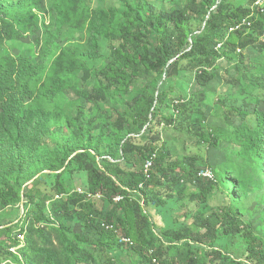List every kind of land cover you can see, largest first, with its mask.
I'll list each match as a JSON object with an SVG mask.
<instances>
[{"label":"trees","instance_id":"obj_1","mask_svg":"<svg viewBox=\"0 0 264 264\" xmlns=\"http://www.w3.org/2000/svg\"><path fill=\"white\" fill-rule=\"evenodd\" d=\"M123 1L126 12L121 14L113 10L114 19L106 25L120 42L115 62L100 74L99 82L106 95L96 93L89 97L92 106L118 97L125 108L122 116L117 113L123 119L117 120L119 130L130 129V139L124 140L121 148V160L113 162L106 157L100 158L105 165H116L115 175L101 168L97 158L90 154V148H82L79 140L65 141L62 157L48 168V172L41 173L27 191L21 192L19 178L28 173L27 166L40 162L37 152L47 138V125L52 123L43 104L52 105L67 86L62 80L41 76L38 68L25 57L1 56L0 208L7 209L21 199L23 217L40 223L47 221L43 199L53 191L68 195L67 201L50 203L52 215L61 223L69 217L83 218L73 244L89 246L99 253L100 264H114L117 252L113 246L117 244L121 252L137 253L143 264H176V260L167 258L163 249L147 240L142 223L148 213L152 216L153 228L161 230L162 240L209 250L210 260L190 249L188 264H264V239L229 202L218 198L220 185L213 177L203 174L200 168L205 163L203 159L197 155L174 158L165 142L160 144L151 138L153 129L150 127L156 104L162 105L166 99V94L158 92V88L169 68L193 71L196 82L207 87L215 79L212 71L219 60L242 64V51L251 46L264 53V12L250 19V27L229 33L230 28L252 14L251 6L257 0H246L247 5L243 0L237 3L234 0H188L184 9L173 11H159L146 1L134 9L128 0ZM34 9V5L30 6V13ZM97 12L109 13L107 10ZM194 22L199 23L196 32L191 30ZM4 31L0 26V41L2 34L6 35ZM152 75L162 77V81L158 84ZM141 80L147 83L144 93L135 96ZM188 105L179 102L173 105L177 116L173 115L168 123H174L178 132L198 139L199 144H210L212 136L200 121L192 115H184ZM91 111L96 114L97 109L92 107ZM239 114L248 116L247 113ZM96 121L93 116L87 122L86 116L79 112L64 128L77 130L81 139L89 138L92 131L88 129ZM257 123L250 133L242 134L245 148L253 150L256 158L263 156L264 151V113H258ZM100 128L97 124L93 130ZM103 142L99 138L91 150L99 155L97 147ZM148 162L152 165L146 171ZM72 171L86 175L87 194L70 193L61 183ZM98 195L110 205L105 214L94 208L93 200ZM117 198L121 200L116 201ZM137 200L144 204L142 211ZM183 200L185 206L193 202L204 204L209 213L187 211L184 220L191 219V222L176 227L178 221L172 220L171 203ZM138 216L142 218L141 224ZM160 224L162 229L158 227ZM23 231L24 227L16 230L0 225V260L12 256L7 249L17 246V236ZM117 237L120 240L115 242ZM124 238L131 239L133 244L122 242ZM75 262L96 264V258L94 254H87Z\"/></svg>","mask_w":264,"mask_h":264},{"label":"rangeland","instance_id":"obj_2","mask_svg":"<svg viewBox=\"0 0 264 264\" xmlns=\"http://www.w3.org/2000/svg\"><path fill=\"white\" fill-rule=\"evenodd\" d=\"M128 1L134 9H138V5L146 1L159 11L182 10L188 5V0ZM239 1L241 0H234L235 3ZM243 4L247 5L248 2L243 0ZM32 5L35 9L30 13ZM115 9L121 14L127 10L123 0H0V26L6 33L2 34L3 39L0 41V58L5 55L25 57L38 68L41 76L62 80L67 86L52 105L43 104L42 108L50 115L52 123L47 125V138L37 152L40 162L27 166L28 173L19 178L22 193L62 157V145L65 141L79 140L82 148H90V154L97 158L101 168L111 176L115 175L116 165H105L100 158L106 157L113 162L121 160L123 142L130 139V129L126 127L121 132L117 125L118 119L123 120L121 116L125 113V108L118 97L111 98L108 103L95 106L89 104L91 95H106L99 82L100 74L115 62V52L120 45L106 28L114 19ZM100 10H107L109 13L97 12ZM198 24L194 22L191 30L196 32ZM242 52V64L219 60L217 68L212 71L215 79L207 87L196 82L193 71L177 67L169 68L163 81L162 77L152 75L158 84L162 81L158 92L166 94V99L162 105L156 104L150 125L153 129L151 138L158 140L160 144L165 142L171 148L174 158L185 155L201 157L206 163L200 166L202 172L208 173L220 185L218 198L229 202L245 222L252 226L254 232L264 239V151L263 156L256 158L253 150L248 151L242 141V134L250 133V129L258 125V113H264V53H260L254 46ZM146 84L144 80L138 82L135 96L144 93ZM130 99L131 97H127V100ZM178 102L192 104L187 106L188 111L184 115H192L200 121L212 136L210 144H199L198 139L178 132L174 123H168L173 115L177 116L173 105ZM92 107L97 109L96 114L92 113ZM79 112L86 116L87 122L93 116L97 118L93 127L88 129L92 131L89 138L81 139L77 130L64 128L66 122L71 121ZM239 113H247L248 116L243 117ZM97 124L101 126L100 130H93ZM83 135L86 137V133ZM99 138L104 142L97 147V155L91 149ZM69 175L61 183L69 188L70 193L78 190L85 192L86 175L77 171H72ZM229 192L231 195L228 196ZM63 195L53 191L43 199L47 221L40 223L23 217L24 205L21 199L7 209L0 208L1 226H11L16 230L24 227L22 243L9 246L7 251L10 248L15 251H9L12 256L0 260V264H76L77 259H82L87 254H94L96 264H100L99 253L89 246L73 244L75 234L82 228L83 218L69 217L61 223L53 217L51 204L56 200L67 201L68 195ZM93 202L94 208L103 214L110 209L109 203L102 196L95 197ZM137 203L142 211L143 202L137 200ZM171 204V211H174L171 213L172 220L178 221L176 227L191 222V219L184 220L187 211L209 213V208L204 204L198 205L197 202L190 203L189 206H185V200ZM138 219L141 224V216ZM142 225L146 230L147 240L156 248L163 249L169 256L167 258L176 260V264H188L190 249L204 259H211L209 250L204 247L192 245V248H188L162 240L161 230L153 228L149 213ZM162 226L160 224L158 227L162 229ZM118 239L120 240L117 237L115 242ZM113 247L114 252H117L114 264H143L137 253L121 252L118 244Z\"/></svg>","mask_w":264,"mask_h":264},{"label":"built area","instance_id":"obj_3","mask_svg":"<svg viewBox=\"0 0 264 264\" xmlns=\"http://www.w3.org/2000/svg\"><path fill=\"white\" fill-rule=\"evenodd\" d=\"M251 10H252V14L248 17V18H246V19H244V20H242V22L241 23H239L238 25H236V26H234V27H232V28H230V30H229V33H233V32H235V31H237V30H240L242 27H245V26H248V27H250L251 25H252V23L250 22V19L253 17V16H256L259 12L260 13H263L264 12V0H257L252 6H251ZM221 47V45H219L218 46V48H220ZM239 52H240V50H239ZM152 165V163H150V162H148L147 163V165H146V171H147V169L150 167ZM204 175H208V176H210L208 173H203ZM77 193H79V194H87L88 192L87 191H85V192H82L81 190H78V191H76ZM62 196H64V195H62ZM62 196H57V198H60V197H62ZM100 195H98V196H96V197H99ZM89 197H93L92 195H89ZM95 198V197H94ZM121 200V198H117L116 199V201H120ZM17 238H18V241H19V243L21 244L22 243V239H23V236H22V234H19L18 236H17ZM122 242H124V243H130V244H133V242L131 241V239H129V238H124V239H122L121 240ZM11 250H9V251H15V250H13L12 248H10ZM154 262H156V261H154Z\"/></svg>","mask_w":264,"mask_h":264}]
</instances>
